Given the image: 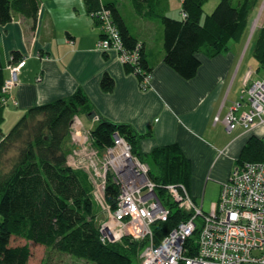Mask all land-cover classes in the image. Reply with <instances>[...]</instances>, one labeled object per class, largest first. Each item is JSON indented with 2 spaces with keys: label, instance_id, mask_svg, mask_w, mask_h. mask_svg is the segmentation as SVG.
<instances>
[{
  "label": "trees",
  "instance_id": "obj_1",
  "mask_svg": "<svg viewBox=\"0 0 264 264\" xmlns=\"http://www.w3.org/2000/svg\"><path fill=\"white\" fill-rule=\"evenodd\" d=\"M128 1L137 17L157 18L161 22L163 62L184 79L195 76L200 66L197 54L213 57L229 50L232 41H246L244 38L250 34L252 15L259 3V0H219L212 12L205 14L203 6L208 0H181L180 16L173 18L165 14V0ZM84 3L89 12L102 7L110 12L124 47L135 50L139 66L151 72L144 43L131 33L117 3L101 0H84ZM38 11V0H0V25L10 22L14 13L35 21ZM255 30L258 32L255 39L252 40L255 33L251 34L245 46L247 51L253 43L252 55L263 71L264 21ZM12 54L8 65L24 61L18 53ZM7 66L0 61V264H29L34 247L40 252L39 264H45V251L69 254L91 264H138L136 255L148 240L124 238L127 245L103 242L100 229L107 216L96 221L98 210L91 195L93 184L84 170L68 164L73 137L71 128L75 120L92 113L87 96L76 91L67 98L33 105L8 131H3L1 124L9 104L17 105L11 98L12 89L10 93L4 90L9 75ZM124 66L127 71L134 72L129 65ZM134 74L141 87L142 74ZM100 84L104 89H110L113 79L105 73ZM90 131L98 150L113 145V135L118 133L144 160V155L136 152L137 140L142 135L130 125L101 118ZM241 154L239 164L264 161L263 141L253 136ZM147 156L156 168L154 171L149 169L152 180L160 185L183 184L189 192L190 163L178 143L154 147ZM117 192V186L107 181L104 201L111 210L116 208ZM157 192L168 205L169 215L167 220L152 225L154 244L160 243L188 216L176 208L165 189L158 188ZM190 241L194 242V239L190 238Z\"/></svg>",
  "mask_w": 264,
  "mask_h": 264
},
{
  "label": "crops",
  "instance_id": "obj_2",
  "mask_svg": "<svg viewBox=\"0 0 264 264\" xmlns=\"http://www.w3.org/2000/svg\"><path fill=\"white\" fill-rule=\"evenodd\" d=\"M217 1H208V6ZM38 2L35 21L14 13L10 22L0 25L1 64L7 66L13 52L25 62L11 92L17 105L9 104L5 119L15 122L33 105L81 91L92 106L89 117L78 119L85 128L91 129L101 118L128 124L142 135L136 149L141 155L157 146L178 143L190 163L189 193L202 203L208 184L207 181L201 194L203 179L209 176L220 190L233 169L220 152L239 157L250 138L261 139L264 135V125L248 131L237 126L228 131L223 123L213 120L216 114L223 117L251 82L250 61L238 73L246 56L243 53L241 59L240 55L247 52L245 41H233L229 50L213 57L197 54L200 66L195 76L184 79L163 62L162 43L157 42L160 47L153 43L148 26L129 28L143 41L151 68V87L142 89L116 50L97 46L100 25L86 9L84 0ZM117 5L122 14L121 5ZM130 10L135 13L131 5ZM138 19L144 18L138 16ZM105 73L113 79L110 89L100 84Z\"/></svg>",
  "mask_w": 264,
  "mask_h": 264
},
{
  "label": "built area",
  "instance_id": "obj_3",
  "mask_svg": "<svg viewBox=\"0 0 264 264\" xmlns=\"http://www.w3.org/2000/svg\"><path fill=\"white\" fill-rule=\"evenodd\" d=\"M109 14L104 7L93 12L94 17H98L102 23L98 47L116 50L124 65L142 74L141 88L146 89L152 74L139 66L135 50L124 47ZM24 63L21 61L7 66L6 92L18 82ZM12 77L16 79L12 80ZM245 92L246 109L240 110V104L235 102L221 119L216 114L214 122L221 120L228 131L237 126L248 131L264 125V69L263 76L251 79ZM261 140L264 144V135ZM102 153H106L108 164H94L99 182L97 187L101 191L106 187L107 174V180L110 177L109 180L115 182L118 189L116 208L111 210L105 205L108 218L100 229L103 242H116L117 232H120V237L127 234L138 240L147 239L142 248L140 264H264V161H244L235 165L221 184L218 201L211 204L208 212L203 211L202 204L198 205L191 199L183 184L158 185L179 204L177 209L188 216L160 243L154 244L150 226L158 220H165L169 211L159 200L155 184L148 180L150 168L130 153V146L118 133L113 135V145L102 150ZM146 184V188L141 190ZM100 194L101 201L105 203L104 192ZM118 222L123 229L122 234L118 224L114 227L111 225Z\"/></svg>",
  "mask_w": 264,
  "mask_h": 264
},
{
  "label": "rangeland",
  "instance_id": "obj_4",
  "mask_svg": "<svg viewBox=\"0 0 264 264\" xmlns=\"http://www.w3.org/2000/svg\"><path fill=\"white\" fill-rule=\"evenodd\" d=\"M112 1H115L117 4L121 5L122 14L124 15V19H125L126 23L128 24V26H129V28L131 30L137 28L138 26H148L149 28H147V29L149 30L150 38L152 39L154 44H156L158 47H160L159 45H160V43H162V40H163V27H162L161 22L157 18H153L152 20L144 18L143 20H140L135 15V13H132V11L130 10V5H129L128 0H112ZM180 1L181 0H165L164 1V8L166 10L165 14L167 16H169V17L178 18L180 16V12L179 11H180V8H181L180 7L181 6ZM208 1H209L208 3H210V1H212V0H208ZM218 2H219V0L216 3H214L213 6H210V5L208 6V3L206 2L207 4L205 5V7H203V12L205 14H209L210 12H212V10L215 8V6L217 5ZM261 2H262V0H259L258 6L256 7L254 14L252 15L253 17H252V20H251V25H252L253 20L256 18L257 14H258ZM93 12L94 11L89 12L92 15V17L94 16ZM94 18L99 22V25L101 26L102 23L99 20V18L96 17V16ZM263 21H264V12L261 15V17L259 19V22H258L257 26L255 27V29L258 30V28H260L261 25L263 24ZM143 23H147V24H143ZM253 33H255V35H254L252 40L255 39L256 34L258 32H256V30H255L254 32L252 31V33H250V34H253ZM100 40H101V35H99V37H98L97 46L99 45V41ZM244 40H246L245 42H247L249 40V35H247V37L244 38ZM157 42L159 43V45L157 44ZM232 43H233V41H232ZM252 48H253V43H250L247 52L246 53L242 52V54L240 55L241 59H243L242 58L243 53L246 56H244L245 59H244V61L242 63V66L240 67L238 73H241V71L244 69V65L247 63V61H250L249 64H250V66L252 68V71H251V76L252 77L251 78L254 79V78L262 76L263 71L259 67V64H258L257 60L252 55V53H253V51H252L253 49ZM118 56H119V53H118ZM257 68H259L258 74H256L257 73L256 71L258 70ZM15 79H16L15 77H12V80H15ZM150 85H151V82H150ZM245 90H246V88H245ZM245 90H244V92L242 94L246 96ZM243 95H241L239 97V101H237V103L240 104V108H239L240 110L246 109L247 101L243 97ZM11 98L13 100H16L13 95H11ZM230 98H231V96H229V99H228V101L226 103V106H225L224 110L228 106ZM224 110H223V113H224ZM15 122L12 121V120L5 119L2 122V124H1V128L3 129V131H8L13 126V124ZM219 122L222 123L221 120ZM84 124L86 126H88V120L86 118H84ZM74 128L75 129L71 128L72 129L71 132H72L73 136L74 135L75 136L72 137V139H71L72 143L70 142V145L72 144V146H70V152L71 153L68 154V164H70L73 168L84 170L86 172L87 176H88V180L90 181V183L92 182L91 185L93 184V191H91V195H92V197H93V199H94V201H95V203L97 205V210H98L97 215H96L97 216L96 217V221H100L101 219L106 218V216L108 218V211L105 208V205H107V204L104 203L103 201H101V198H100V195H101L100 193L102 191L104 192L105 187H104V189L102 191L99 190V188L97 187V184L99 182L96 179V176H97L96 173L97 172L95 171L94 164L96 162H98V166H101V164L104 162L105 165H107L108 162H107L106 153L103 155L102 150L101 149L98 150V148H96L94 146L93 140H92V134H91L90 129L85 128V126L81 125V122L79 123V120L78 121L75 120ZM126 143H128V145L130 146V153L134 157L136 156L137 158H139V156L136 155L133 152L131 143L128 140H126ZM100 155H102V158H100ZM219 155L221 157H223V158L228 159L230 161V163L232 164V166L234 167L235 165H239L240 157H241L242 154L240 153L239 157H231V156H229L227 154V152H225V153L224 152H220ZM140 161L144 162L150 168L151 171L156 170V168L151 163L150 158H148L147 153L144 155V160L140 159ZM106 170L109 173L111 172L108 169H106ZM149 172H148V175H147L149 182H152V183L155 184V192H156L159 200L162 202V204L169 211L168 205L166 206L164 201L158 195L157 190H158V188H161V187H158V185H160V184H158L157 182H155L154 180H152L150 178ZM106 177H107V174L105 175V181L107 182V181H109V179L107 180ZM207 181H208V184H207V188H206V192H205V198H204L203 203H202V209L205 212H208V210L211 207V204L213 202L218 201V198H219V195H218L219 186L217 185V182L214 181L209 176H206L203 179V181L201 182V190H200L201 194L205 190V186H206V182ZM112 183L115 184V182H112ZM146 186H147V184L144 185L141 190H144L146 188ZM190 197H191V199L194 202H196L198 205H200L201 201H200L199 198L196 201L191 195H190ZM191 199H190V201H191ZM170 200H171L172 203L175 204L176 208H178L179 204L177 202H175L172 198ZM110 219H111V217H110ZM165 220H167V218ZM165 220H158V221H165ZM117 224L120 226L119 222L116 223V224L111 223L112 227H114ZM119 229H122L121 226H120ZM150 229L152 230V225L150 226ZM122 231H123V229L121 230V234H122ZM124 238H130L131 241L139 239V238H136L134 236L127 235V234H125L122 237H120V232H117L115 234L114 241H116L117 239L118 240L116 242H112V243H120V244H123V245H127V243L125 241H123ZM139 241H141V240H139ZM32 250H33V255H32V257H31V259L29 261V264H30V262L32 264H39V258L38 257H39L40 252H39V250L36 247L32 248ZM141 252H142V248L136 255V262L138 264L141 263ZM43 257H44L43 259H44V263L45 264H91L90 262H87L85 260H82V259H79V258H75V257H73V256H71L69 254L59 253L57 251H52V252L45 251L44 254H43Z\"/></svg>",
  "mask_w": 264,
  "mask_h": 264
},
{
  "label": "bare ground",
  "instance_id": "obj_5",
  "mask_svg": "<svg viewBox=\"0 0 264 264\" xmlns=\"http://www.w3.org/2000/svg\"><path fill=\"white\" fill-rule=\"evenodd\" d=\"M263 12H264V0H262L260 7H259L258 14L252 22V25H251L252 31H254L255 27L257 26L259 19H260L261 15L263 14Z\"/></svg>",
  "mask_w": 264,
  "mask_h": 264
},
{
  "label": "water",
  "instance_id": "obj_6",
  "mask_svg": "<svg viewBox=\"0 0 264 264\" xmlns=\"http://www.w3.org/2000/svg\"><path fill=\"white\" fill-rule=\"evenodd\" d=\"M250 33H252V28L250 27ZM251 34H249V38H250Z\"/></svg>",
  "mask_w": 264,
  "mask_h": 264
}]
</instances>
